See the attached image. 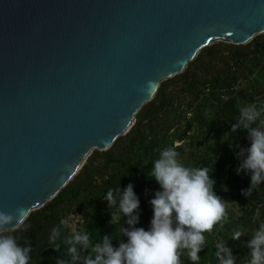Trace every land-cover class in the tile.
Segmentation results:
<instances>
[{
  "label": "water",
  "instance_id": "1",
  "mask_svg": "<svg viewBox=\"0 0 264 264\" xmlns=\"http://www.w3.org/2000/svg\"><path fill=\"white\" fill-rule=\"evenodd\" d=\"M263 32L264 0H0V210L21 225L204 46Z\"/></svg>",
  "mask_w": 264,
  "mask_h": 264
},
{
  "label": "trees",
  "instance_id": "2",
  "mask_svg": "<svg viewBox=\"0 0 264 264\" xmlns=\"http://www.w3.org/2000/svg\"><path fill=\"white\" fill-rule=\"evenodd\" d=\"M261 76L264 32L246 44L220 40L204 46L182 73L161 82L126 134L107 150L95 149L72 180L44 206L33 210L16 230L20 242L31 245L30 264H56L57 258L67 259L62 240L57 241L58 248L49 241L50 231L61 217L71 216L74 227L84 228L93 240L108 235L113 237V246H118L121 225L109 223L114 209L103 199L108 188L123 189L132 183L140 200L137 226L147 228L152 216L149 200L159 187L147 172L158 150L172 143L178 145L180 158L187 156L185 165L213 166L210 175L216 181V194L225 203L226 218L214 225L211 233H205L207 246L200 252L199 264H216L217 240H227L233 231L242 233L264 222V183L250 196L242 194L241 189L249 186L250 175L243 171L237 174L241 158L235 152L239 149L230 146L247 148L250 144L246 130L234 132L231 126L241 106H264ZM184 140L188 141L181 145ZM223 185L228 186L227 191ZM126 219L122 217L121 223ZM62 232L68 234L66 229ZM242 235L227 240L235 264H246L249 259H243L249 249ZM180 258L181 264H190L186 253Z\"/></svg>",
  "mask_w": 264,
  "mask_h": 264
},
{
  "label": "clouds",
  "instance_id": "3",
  "mask_svg": "<svg viewBox=\"0 0 264 264\" xmlns=\"http://www.w3.org/2000/svg\"><path fill=\"white\" fill-rule=\"evenodd\" d=\"M234 121L231 126L234 132L246 130L250 142L247 148L230 144L239 149L235 152L241 158L237 174L243 171L250 175L249 186L241 189L243 195L250 196L264 183V106H241ZM177 147L175 143L165 146L151 160L147 176L159 187L149 200L152 216L147 228L137 226L140 200L132 183L123 189L108 188L103 199L114 209L109 223L121 225L118 246H113V237L108 235L93 240L84 228L74 227L71 216L61 217L52 227L49 241L58 248L57 241L62 240L67 259L57 258L56 264H181V253H186L190 264H199L200 252L207 246L205 233H211L214 225L226 218L225 203L215 191L216 181L210 175L213 166L185 165ZM223 187L228 190L227 185ZM122 217H127L123 223ZM16 220L15 214L0 210V264H30L31 245L20 242L16 234L20 222L14 223ZM62 229L68 234H63ZM241 235L236 230L229 238L238 239ZM227 240L220 239L214 244L216 264H235L236 257ZM246 244L249 249L246 264H264V222L258 224Z\"/></svg>",
  "mask_w": 264,
  "mask_h": 264
},
{
  "label": "rangeland",
  "instance_id": "4",
  "mask_svg": "<svg viewBox=\"0 0 264 264\" xmlns=\"http://www.w3.org/2000/svg\"><path fill=\"white\" fill-rule=\"evenodd\" d=\"M218 41H220V40H218ZM216 42V41H215ZM212 44V43H211ZM209 45V44H208ZM203 49V48H202ZM201 49V50H202ZM200 50V51H201ZM199 51V52H200ZM199 54V53H198ZM197 54V55H198ZM192 61V60H191ZM190 62V61H189ZM171 78V77H170ZM260 80H261V82L263 83V85H264V76H261L260 77ZM244 84H246V82L244 83ZM263 95H264V93H263ZM256 100H259V98L258 99H256ZM254 101V100H253ZM252 103V102H251ZM188 140H184L183 142H181L180 144L182 145V144H184V142H187ZM95 150V149H94ZM185 158H187V156L186 155H183L180 159H181V161L184 163L185 162ZM35 208V207H34ZM33 208H31V210H32ZM236 210V209H235ZM232 213V212H231ZM239 213H236V216L238 215ZM242 231V230H241ZM254 231V228H253V225H251L249 228H248V230L246 229V230H243L242 231V239L243 240H245V242H247V240H248V237H246L245 238V236H249L250 237V235L252 234V232ZM244 234H246V235H244ZM249 255H246V256H244L243 257V259H245L246 257H248Z\"/></svg>",
  "mask_w": 264,
  "mask_h": 264
},
{
  "label": "bare ground",
  "instance_id": "5",
  "mask_svg": "<svg viewBox=\"0 0 264 264\" xmlns=\"http://www.w3.org/2000/svg\"><path fill=\"white\" fill-rule=\"evenodd\" d=\"M34 208V207H33ZM31 210V209H30Z\"/></svg>",
  "mask_w": 264,
  "mask_h": 264
}]
</instances>
